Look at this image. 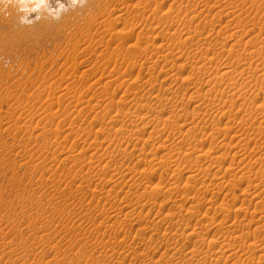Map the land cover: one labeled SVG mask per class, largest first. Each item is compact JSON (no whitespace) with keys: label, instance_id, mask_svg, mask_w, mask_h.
I'll return each mask as SVG.
<instances>
[{"label":"rangeland","instance_id":"rangeland-1","mask_svg":"<svg viewBox=\"0 0 264 264\" xmlns=\"http://www.w3.org/2000/svg\"><path fill=\"white\" fill-rule=\"evenodd\" d=\"M30 1L0 0V264H264V202H254L264 200V0H130L119 14L107 0ZM123 20L142 40L169 42L153 56L152 87L141 63L132 73L116 55V46L133 54L138 39L121 36ZM182 49L190 56L177 62L159 54ZM224 63L237 71L225 75ZM162 64L175 67L163 83ZM161 88L186 95L165 108ZM158 106L181 115L151 121ZM246 132L250 143L235 137Z\"/></svg>","mask_w":264,"mask_h":264},{"label":"bare ground","instance_id":"bare-ground-1","mask_svg":"<svg viewBox=\"0 0 264 264\" xmlns=\"http://www.w3.org/2000/svg\"><path fill=\"white\" fill-rule=\"evenodd\" d=\"M26 1H30V0H26ZM46 0H38V3H44ZM133 1V0H132ZM132 1H130V0H107L105 3H106V5H104L106 8H107V6H108V4H110L112 7H113V9H115L117 12H118V14L119 13H121V12H123V11H127V12H129L130 11V7L131 6H129V3H131ZM145 1V0H144ZM31 2V3H30ZM29 3L32 5L33 4V0H31ZM104 2V1H103ZM137 2V1H136ZM149 3H151V0H149L148 1ZM155 2V1H154ZM35 3V2H34ZM89 3H90V1H89ZM102 3V1L101 2H99L98 4H97V6H99L100 7V5H102L101 4ZM133 3V2H132ZM135 3V2H134ZM28 3H26V5H27ZM30 4H29V6H30ZM87 4V3H86ZM91 4H93L92 6H94V4H95V1H93V0H91ZM138 4H140V3H138ZM144 4V3H143ZM36 5V4H35ZM134 5V4H133ZM144 5H147V4H144ZM32 6H34V5H32ZM96 6V7H97ZM135 6V5H134ZM28 7V6H27ZM104 7V8H105ZM133 7V6H132ZM131 7V8H132ZM155 7V6H154ZM105 8V9H106ZM138 8V7H137ZM108 9V8H107ZM146 9V8H145ZM107 11V10H106ZM131 11H132V9H131ZM153 13H155V11L153 12ZM146 14V13H145ZM156 14V13H155ZM155 14H149V16H147V19L145 20V22H146V25H148V24H150L151 26H152V23H153V21H154V17L152 16V15H155ZM195 14V13H194ZM184 16H185V14H184ZM188 16H190V15H188ZM195 16V15H194ZM146 17V16H145ZM193 17V16H192ZM191 17V18H192ZM117 18V17H116ZM164 19V18H163ZM167 19V18H166ZM175 19V18H174ZM185 19H187V18H185ZM190 19V18H189ZM193 19V18H192ZM192 19L190 20V21H192ZM96 20H97V18H96ZM98 20H99V18H98ZM170 20V19H169ZM200 20V19H199ZM115 21H118V19L117 20H115ZM164 21H166V20H164ZM168 21V20H167ZM166 21V22H167ZM180 21V20H179ZM184 21V20H183ZM189 20H188V22H190ZM104 22H105V20H104ZM121 22H123L124 23V20L123 21H120L119 23H118V26H120L119 28L121 29H123V34H121V36H123V38H126L125 40H127V38L129 39V37L131 36V35H134V34H137L136 35V37H138V39H136L137 41V43H136V48L134 49V51H132L133 52V54H130V50H129V48H124V47H122V48H124L123 50L120 48V46H116L117 45V43H116V47H115V51H116V55L117 56H119V57H121V58H123L124 60H127V67H129L130 68V70H127V71H129V72H132L133 73V71H134V69L137 67V65L139 64V63H141V66H143V68L145 67L146 69H147V73H148V78H147V80L146 81H144V82H146L148 85H149V83H150V85L149 86H151L152 87V81L153 80H151V77L152 78H154L155 76H154V69L156 68V67H158V64L156 63L157 62V60H156V62H155V59H156V57H155V59L153 58V56H155L156 54V52H159V47H164V46H168L169 44V42L168 43H166V44H163V43H160V45H154L155 43L153 42V43H150L149 41H145V39L144 40H142V34H145L142 30H140V32H138V33H135V27H136V25L135 24H133V22H130V21H125V23L123 24H121ZM159 22H161V21H159ZM106 23V22H105ZM113 23H115V22H113ZM117 23V22H116ZM141 23H142V21H141ZM144 23V22H143ZM164 23V22H163ZM163 23H161V24H163ZM173 23V22H172ZM172 23H171V25H172ZM187 22H183V24L185 25ZM194 23V22H193ZM193 23H191V24H189V25H192ZM119 24H121V25H119ZM174 24V23H173ZM177 24V23H176ZM106 24H104V26H105ZM141 25V24H140ZM156 25V24H155ZM171 25H169V28H171L170 26ZM206 25V24H205ZM107 26V25H106ZM115 26H117V24L115 25ZM114 26V27H115ZM143 26H145V23L143 24ZM161 26V25H160ZM164 26V25H163ZM173 26V25H172ZM188 26V25H187ZM195 26H197V25H195ZM138 27V26H137ZM140 27V26H139ZM183 27V26H182ZM199 27V26H198ZM197 27V28H198ZM106 28V27H105ZM104 28V29H105ZM141 28V27H140ZM145 28V27H144ZM181 28V27H180ZM188 28V27H187ZM189 28H191V27H189ZM199 28H201V27H199ZM114 29V28H113ZM120 29L118 30H116V35L115 36H118V38L116 39V40H118V39H120L121 37H120V35H119V31H120ZM127 29V31L125 32V30ZM141 29H143V28H141ZM164 29V28H163ZM176 29V28H175ZM195 29H196V27H195ZM107 30V29H106ZM110 31H112V29H109ZM159 30V29H158ZM168 30V29H167ZM177 30V29H176ZM198 30V29H197ZM225 30V29H224ZM183 31V30H182ZM228 31V30H227ZM160 33H162V34H164L163 32H164V30H161V31H159ZM159 32H158V34H159ZM166 32V31H165ZM186 32V31H185ZM197 32V31H196ZM129 33V37L127 36V37H124L125 35H127ZM199 33V32H198ZM156 34V33H155ZM176 34V33H175ZM180 34V33H179ZM190 34H191V31H190ZM196 34V33H195ZM232 34V33H231ZM194 35V34H193ZM192 35V36H193ZM230 35V34H229ZM180 36H181V34L178 36L179 38H180ZM111 37V36H110ZM132 37V36H131ZM143 37H145V36H143ZM165 38V37H164ZM185 38H186V36H185ZM184 38V39H185ZM134 40H135V38H133ZM180 39H182V37L180 38ZM113 40V39H112ZM115 40V39H114ZM113 40V41H114ZM122 40V39H121ZM124 40V39H123ZM132 40V39H131ZM146 40H148V39H146ZM165 40V39H164ZM176 40H178V39H176ZM239 41V40H238ZM119 42V41H118ZM163 42V41H162ZM185 42V41H184ZM192 42V41H191ZM191 42H190V44H191ZM198 42V41H197ZM203 42V41H202ZM211 42V41H210ZM209 42V43H210ZM121 43H122V41H121ZM121 43L119 42L118 43V45H121ZM132 43V42H131ZM171 43V42H170ZM175 43H177V41L175 42ZM174 43V44H175ZM187 43H189V42H187ZM212 43V42H211ZM152 44H153V47H154V49H152V50H150V47L152 46ZM190 44H188L189 46H190ZM197 44V43H196ZM198 44H200V43H198ZM207 44H208V42H207ZM222 44V43H221ZM125 45H127V44H125ZM151 45V46H150ZM171 45V44H170ZM173 45V44H172ZM181 44H179V46H180ZM132 46V45H131ZM198 46V45H197ZM197 46H195V47H197ZM212 46V45H211ZM128 47V46H127ZM152 47V48H153ZM171 47V46H170ZM188 47V46H187ZM192 47H193V45H192ZM201 47V46H200ZM168 48V47H167ZM179 48V47H178ZM207 48V47H206ZM215 48V47H214ZM233 48V47H232ZM139 49V51H137ZM171 49V48H170ZM173 49H174V47H173ZM172 49V50H173ZM181 50V49H180ZM205 50V49H204ZM204 50H203V52H204ZM216 50V49H215ZM171 51V50H170ZM175 51H177V49L176 50H174V52ZM178 51H179V49H178ZM197 51V50H196ZM202 51V50H201ZM161 53H159L161 56H162V58H165L166 60L167 59H169V58H171V56H172V58L177 62V60H180V59H182V60H184L185 59V57L186 58H188L190 55V52L189 51H185L184 50V52H183V49H182V52L181 53H174L173 51H171L172 52V54H169V53H166L165 51H160ZM208 52V51H207ZM123 53V54H122ZM135 53V54H134ZM204 53H206V51L204 52ZM207 54V53H206ZM134 55V56H133ZM159 55V56H160ZM157 56H158V54H157ZM158 56V57H159ZM193 56H194V54H193ZM137 57V58H136ZM212 57V56H211ZM184 58V59H183ZM209 58V57H208ZM158 59V58H157ZM166 60H164V61H166ZM159 62H160V60H158ZM163 61V62H164ZM169 62H170V60H168ZM207 61V60H206ZM109 62V61H108ZM117 62V61H116ZM158 62V63H159ZM203 62V61H202ZM73 63V62H72ZM165 63V62H164ZM172 63H173V61L170 63L171 64V66H172ZM175 63V62H174ZM105 64V63H104ZM157 64V65H156ZM166 64V63H165ZM165 64H162V65H159L160 66V68H161V70H160V72L158 73V74H162V73H166V77L164 76V78L163 79H161L162 80V83H163V81L166 79V78H168L169 79V75H173V73H171V70H173L175 67H171L172 69H170L169 67H167ZM180 64V63H179ZM216 64V63H215ZM240 64V63H239ZM245 64V63H244ZM218 65H219V63H218ZM170 66V65H169ZM178 66H180V65H178ZM177 66V67H178ZM215 66V65H214ZM217 66V65H216ZM222 66H225V69H226V71L224 72L225 73V75L226 74H233V73H235L236 71H237V69L236 68H231L230 67V63H224V64H222ZM116 67V66H115ZM182 67H183V65H182ZM181 67V68H182ZM207 67V66H206ZM237 67H238V65H237ZM180 68V67H179ZM213 68V67H212ZM193 69V68H192ZM214 69V68H213ZM215 69H216V71H218L219 72V67L217 66V67H215ZM232 69H234V70H232ZM144 70V69H143ZM239 70V69H238ZM243 71H245L244 69H242ZM242 70H240L241 72H243ZM136 71V70H135ZM138 71V70H137ZM145 71V70H144ZM123 72V71H122ZM213 72H214V70H213ZM212 72V73H213ZM104 73V72H103ZM119 73H120V71H119ZM125 73H127V72H125ZM132 73H130V74H132ZM138 73H140L139 71H138ZM146 73V72H145ZM146 73V74H147ZM215 73V72H214ZM130 74H127L128 76L130 75ZM176 74V73H175ZM218 74V73H217ZM223 74V73H222ZM222 74H220V75H222ZM119 75H121V74H119ZM142 75V74H141ZM144 75V74H143ZM189 75H191V74H189ZM219 75V74H218ZM230 75V76H231ZM112 76V75H111ZM123 76V75H122ZM125 76V75H124ZM127 76V77H128ZM145 76V75H144ZM100 77V76H99ZM114 77V76H113ZM120 77V76H119ZM126 77V76H125ZM131 77H133L132 75H131ZM138 77V76H137ZM115 78V77H114ZM122 78V77H121ZM140 78V77H139ZM156 78V77H155ZM171 78V77H170ZM176 78V77H175ZM190 78V77H189ZM101 79V78H100ZM120 79V78H119ZM123 79H124V77H123ZM128 79H130V78H128ZM135 79V78H134ZM137 79V78H136ZM159 79V78H158ZM183 79V78H182ZM193 80L194 78H190L189 80H188V78L186 79H184L187 83L188 82H192L193 83V81H190V80ZM209 79H210V77H209ZM115 80H117L116 78H115ZM121 81H122V79H120ZM120 80H118V81H120ZM133 80V79H132ZM155 80H157V79H155ZM172 80V79H171ZM176 80V79H175ZM208 80V79H207ZM174 81V80H173ZM202 81V80H201ZM115 82H117V81H115ZM135 82H137V81H135ZM157 82V81H156ZM155 82V83H156ZM161 82V81H160ZM165 82V81H164ZM172 82V81H171ZM177 82V81H176ZM181 82H183V81H181ZM180 82V83H181ZM186 82H184L185 84H186ZM195 82V81H194ZM202 82H205V81H202ZM202 82H200L201 84H202ZM207 82V81H206ZM105 83V82H104ZM114 83V82H113ZM138 83V82H137ZM162 83H160L161 84V86L163 85ZM207 83H209V82H207ZM115 84V83H114ZM122 84V83H121ZM140 84V83H139ZM138 84V85H139ZM141 84H143V83H141ZM152 84V85H151ZM157 84V83H156ZM159 84V85H160ZM174 84V83H173ZM189 84V83H188ZM191 84V83H190ZM206 84V83H205ZM116 85V84H115ZM146 85V84H145ZM145 85L143 86V87H145ZM174 85H176V84H174ZM173 85V86H174ZM183 85V84H182ZM194 85V84H193ZM140 86V85H139ZM148 86V87H149ZM179 86H181V84H179ZM184 86V85H183ZM183 86H181V88L183 87ZM190 86V85H189ZM198 86H200V85H198ZM206 86V85H205ZM113 87V86H112ZM142 86H140V88H141ZM150 87V88H151ZM160 87V86H159ZM171 87H172V84H171ZM175 87V86H174ZM176 87H178V85L176 86ZM186 88H187V86H185ZM201 87H203V86H201ZM154 88V87H153ZM189 88V87H188ZM199 87H197V89H195V90H199L198 89ZM127 90H129L128 88H126ZM139 89V88H138ZM149 89V88H148ZM201 89V88H200ZM131 90V89H130ZM145 90V89H144ZM161 90L163 91V89L161 88ZM172 90V89H171ZM178 90V89H177ZM177 90H172V91H170L169 93L168 92H165L164 93V91H167L166 90V88L164 89V91H163V95H161L160 97L159 96H157V97H159V99L161 100L162 99V101H163V104L162 105H164L165 106V108L170 104V105H174V103L175 102H177L176 100H178V99H180L181 97L179 96V95H182V94H179L178 95V93H180V92H178L177 93ZM179 90H180V88H179ZM187 90H189V89H187ZM186 90V91H187ZM223 90V89H222ZM146 91V90H145ZM152 91V90H151ZM151 91H149L148 92V94H151ZM159 91H160V89H159ZM212 91V90H211ZM125 92H127V91H125ZM147 92V91H146ZM177 94H176V93ZM196 92V91H195ZM195 92H193V93H195ZM207 94H208V89H207ZM129 93V92H128ZM157 93H159L158 91H157ZM186 93V92H185ZM198 93V92H197ZM209 93H210V91H209ZM218 93V94H217ZM226 93V90H223V91H220V92H217L216 91V96H218V95H220L221 97H224L225 98V96H224V94ZM184 94V93H183ZM196 94V93H195ZM199 94V93H198ZM203 94V93H202ZM233 94H234V92H233ZM135 95V94H134ZM164 95H166V96H164ZM186 95V94H185ZM185 95H182V96H185ZM194 94H192V96H193ZM200 95V94H199ZM190 96V95H189ZM188 96V98H190ZM191 96V97H192ZM194 96H196V95H194ZM193 96V97H194ZM226 96H228V97H226L227 99H225V102L227 103V100H228V102H229V100L231 101L233 98H232V94L230 93H228V95H226ZM235 96V95H234ZM151 97H152V94H151ZM157 97H156V99H157ZM162 97H164V99L162 98ZM238 97V96H237ZM240 97V96H239ZM111 98V97H110ZM126 97L124 96V99H125ZM136 98V97H135ZM152 98H154V97H152ZM122 99H123V97H122ZM123 99V100H124ZM158 99V100H159ZM181 99H183V97L181 98ZM180 99V100H181ZM161 101V102H162ZM179 101V100H178ZM233 101V100H232ZM231 101V102H232ZM159 102V101H158ZM236 101H234V102H232V103H235ZM181 103V102H180ZM184 103V102H183ZM245 103V102H244ZM161 104V103H160ZM225 104V103H224ZM147 105V104H146ZM169 105V106H170ZM176 105V104H175ZM241 105V104H240ZM148 106V105H147ZM146 106V107H147ZM157 106V105H156ZM164 106H158V109H155V110H153L152 111V109H151V111L153 112V114L152 113H148L149 114V116L151 117V121L154 119L155 121H161L162 120V118L164 117V118H167V120H166V122L168 123L169 121H173V120H176L177 119V117H179V116H177V114L175 113H173V111L171 110V112L169 111L168 112V114H165V116L161 113L165 108H164ZM242 106V105H241ZM149 107H152V106H149ZM174 107V106H173ZM184 107V106H183ZM232 106H230V108H231ZM261 108L262 107V104L261 105H259L258 104V108ZM227 108H229V107H227ZM233 108V107H232ZM135 109V108H134ZM149 108H147V111H149L148 110ZM154 109V108H153ZM174 109V108H173ZM179 109V108H178ZM184 109V108H183ZM241 109V108H240ZM186 110V109H185ZM146 111V112H147ZM165 111V110H164ZM163 111V112H164ZM167 111V110H166ZM187 111V110H186ZM186 111H184V112H186ZM181 112V111H180ZM207 113V112H206ZM147 114V113H146ZM161 114V115H160ZM208 114V113H207ZM207 114H205V115H207ZM252 114V113H251ZM163 115V116H162ZM178 115H181V113L180 114H178ZM183 115V114H182ZM245 115V114H244ZM253 115V114H252ZM148 117V116H147ZM181 117V116H180ZM255 118V117H254ZM253 119V118H252ZM118 120V119H117ZM133 120V119H132ZM129 121V120H128ZM131 121V120H130ZM129 121V122H130ZM134 121H136V120H134ZM154 121V122H155ZM263 121V120H262ZM133 123H135L134 125H136V123L137 122H132V124ZM164 123V122H163ZM263 123V122H262ZM130 124V123H129ZM131 124V125H132ZM158 124V123H157ZM261 124V123H260ZM253 125H254V123H253ZM262 125H264V124H262ZM255 126V125H254ZM166 127H168V126H166ZM228 127V126H227ZM230 129H231V127H230ZM126 130V129H125ZM131 130V129H130ZM161 130V129H160ZM124 131V130H123ZM122 131V132H123ZM228 131H230V130H228ZM262 131V130H261ZM264 131V130H263ZM121 132V133H122ZM125 132H127V131H125ZM250 132V131H249ZM257 132H258V130H257ZM256 132V133H257ZM129 133V132H128ZM152 133V132H151ZM255 133V134H256ZM262 134H264V132H261ZM261 133H259V134H261ZM124 134H127V133H124ZM154 134V133H153ZM119 135V134H118ZM128 136L130 135V137L129 138H132V137H134V138H132V139H130V140H132L133 141V144H134V146L133 147H135V146H138V143L140 142V138H139V136H134V135H131V133H129V134H127ZM161 135V134H160ZM125 136V135H124ZM150 136V135H149ZM152 136V135H151ZM156 135H153V138L155 137ZM127 137V136H126ZM158 137H159V135H158ZM162 136H160V138H161ZM168 137V136H167ZM235 137H237V138H239V140L240 141H246L247 143H250V141L251 140H253L252 138L253 137H251V133H241V134H239L238 135V133H236L235 134ZM256 137H257V134H256ZM118 138V137H117ZM121 138V137H120ZM156 138H157V136H156ZM159 138V139H160ZM258 138H260V135L258 136ZM155 139V138H154ZM158 139V138H157ZM158 139V140H159ZM257 139V138H256ZM121 140V139H120ZM130 140H129V142H130ZM169 140V139H168ZM174 140V139H173ZM259 140H261V139H259ZM118 141V140H117ZM154 141H156V140H154ZM170 141L172 142V140L170 139ZM119 142V141H118ZM118 142H116V143H118ZM257 142V141H256ZM103 143V142H102ZM128 143V142H127ZM165 143V142H164ZM173 143V142H172ZM258 143H259V141H258ZM107 144H108V142H107ZM166 144V143H165ZM164 144V145H165ZM118 146V145H117ZM121 146V145H120ZM125 146H127V145H125ZM129 146V145H128ZM167 146V145H166ZM170 146V145H169ZM168 146V147H169ZM164 147V146H163ZM108 148V147H107ZM127 148V147H126ZM164 148H167V147H164ZM104 149V148H103ZM169 149V148H168ZM167 149V150H168ZM112 150V149H111ZM106 151V150H105ZM117 151V150H116ZM167 152H169V151H167ZM170 152H171V150H170ZM172 153V152H171ZM121 154V153H120ZM170 154V153H169ZM117 155V154H116ZM114 157V156H113ZM102 158V157H101ZM62 159V158H61ZM263 160V159H262ZM200 172V171H199ZM198 172V173H199ZM127 173V172H126ZM198 173L197 174H195V175H193L192 177L193 178H195L197 175H198ZM93 174H94V172H93ZM257 174V173H256ZM121 176V175H120ZM119 176V177H120ZM124 175L122 174V176L121 177H123ZM118 177V176H117ZM118 177V178H119ZM120 177V178H121ZM140 177V176H139ZM148 178V177H147ZM117 179V178H116ZM139 179V178H138ZM118 180V179H117ZM139 180H141V179H139ZM151 180V179H150ZM174 180H176V179H174ZM159 181V180H158ZM161 182V181H160ZM175 182H177V181H175ZM175 182H173V183H175ZM178 183V182H177ZM157 184H160V183H157ZM171 185H172V183H171ZM178 185L177 184H173V187H177ZM180 186V185H179ZM157 187V186H156ZM182 187V186H181ZM132 190V189H131ZM108 192H110V191H108ZM111 192H113V191H111ZM129 192V191H128ZM159 192L160 191H158V189H156L154 186L152 187V190H150V191H148V195H149V197H150V199L151 198H153L155 195H157V194H159ZM257 195V194H256ZM141 198H142V196H141ZM252 198H253V196H252ZM148 199V198H147ZM254 199H255V196H254ZM138 200H140V199H138ZM137 201V200H136ZM251 201H252V199H251ZM135 202V201H134ZM138 202H140L141 203V201H137L136 203H133V204H135V205H129V207L131 208V211H130V213H132V212H135V211H137V209H138V207H141L140 205H142V203L139 205L138 204ZM255 202V206H256V208H258V206H260V204H262L263 202H264V200L263 201H254ZM254 206V207H255ZM143 208L145 207V206H142ZM261 208V207H260ZM264 208V207H263ZM262 208V210H264ZM260 210V209H259ZM261 210V211H262ZM255 213V212H254ZM257 213V212H256ZM261 213V212H260ZM125 215H127V214H125ZM129 216H130V214H129ZM260 216H262L263 218H264V214H261ZM167 217H169L170 219L167 221V222H170V223H174L175 222V215L174 214H170L169 216H167ZM180 220H181V218H179ZM107 220V219H106ZM183 220V219H182ZM184 220H188V219H186V217L184 218ZM177 221V220H176ZM255 221V220H254ZM261 221V220H260ZM179 222H181V221H179ZM240 222V221H239ZM242 222V221H241ZM251 222V221H250ZM263 222V221H262ZM183 223H185L184 221H183ZM182 223V224H183ZM251 223H253V222H251ZM251 223H248L249 225H247L246 223H245V225H243V224H239V223H235V225L233 224V223H231V224H233L234 225V227L237 229L238 228V230L240 229V231L242 230L243 232H244V230H249V233L250 232H252V231H250V229H251ZM113 224V223H112ZM117 224V223H116ZM121 224V223H120ZM179 224H181V223H179ZM237 224H239V225H237ZM264 224V222L262 223V224H259V225H263ZM158 225V224H157ZM168 225V224H167ZM166 225V226H167ZM170 225V224H169ZM177 224L175 223V226H176ZM178 226V225H177ZM177 226L175 227L176 228V230L178 229L179 230V228H177ZM221 227H223L222 225H221ZM170 226H168V229L170 230ZM247 228V229H246ZM257 228V227H256ZM262 228V227H261ZM264 228V227H263ZM172 229V228H171ZM187 229V228H186ZM185 228H184V231L186 230ZM223 229V228H222ZM221 229V230H222ZM234 229V228H233ZM137 230H140V229H137ZM175 230V229H174ZM176 230H175V232H176ZM220 230V229H219ZM227 230H230V229H228L227 228ZM256 230V229H255ZM173 231V230H172ZM183 231V230H182ZM222 231H224V230H222ZM232 231V230H231ZM137 232V231H136ZM230 232V231H229ZM138 233V232H137ZM176 233H178V232H176ZM228 233V232H227ZM120 234V233H119ZM131 234V233H130ZM185 234V233H184ZM232 234V233H231ZM239 234H242V233H239ZM248 234V233H247ZM261 235H262V233H260ZM260 234H258L259 235V237H263V236H261ZM116 235V234H115ZM137 235V234H136ZM187 235V234H186ZM196 234H195V231H194V234H192V235H190L188 238H186L185 237V239L183 238V236H181V238H183L185 241H187V242H189V241H191V240H193L192 238L195 236ZM228 235V234H227ZM236 235V234H235ZM254 235V234H253ZM258 235H254L255 237L256 236H258ZM139 236V235H138ZM225 236H226V233H225ZM224 236V237H225ZM240 237H241V235H239ZM117 237V236H116ZM230 237H232L231 235H230ZM247 237H249L248 235H247ZM254 237V238H255ZM123 238H124V236H123ZM127 238V237H126ZM177 238H178V236H177ZM180 238V237H179ZM242 238V237H241ZM250 238V237H249ZM248 238V239H249ZM94 239H96V238H94ZM132 239V238H131ZM149 239H151V238H149ZM202 239H203V237H202ZM231 239V238H230ZM237 239H239V241H240V238H237ZM237 239H235V240H237ZM258 239V238H257ZM256 239V240H257ZM261 239V238H260ZM175 240V239H174ZM178 240V239H177ZM181 240V239H180ZM229 240V239H228ZM235 240H233V241H235ZM244 241H246L245 239H243ZM254 241V242H259L260 243V241L261 240H257V241ZM149 241V240H148ZM151 241V240H150ZM194 241H196V240H194ZM95 242V241H94ZM123 242H126V241H123ZM161 242V241H160ZM181 241H179V243H180ZM197 242V241H196ZM232 242V241H231ZM230 242V243H231ZM122 243V242H121ZM182 243V242H181ZM229 243V242H228ZM245 243V242H244ZM262 243H263V238H262ZM184 244H185V242H184ZM256 244V243H255ZM146 245V244H145ZM156 245V244H155ZM186 245V244H185ZM197 245V244H196ZM232 245V244H231ZM260 245V244H259ZM263 245V244H262ZM114 246V245H113ZM112 246V247H113ZM121 246V245H120ZM149 246V245H148ZM150 246H152V244L150 245ZM182 246V245H181ZM228 246V245H227ZM235 246V245H234ZM233 246V247H234ZM250 246V245H249ZM257 246V245H256ZM104 247V246H103ZM122 247H124V246H122ZM145 247V246H144ZM156 248L158 247L157 245L155 246ZM180 247V246H179ZM245 247V246H244ZM258 247V246H257ZM114 248V247H113ZM147 248V247H146ZM150 248V247H149ZM193 248V247H192ZM235 248V247H234ZM233 248V249H234ZM237 248V247H236ZM256 248V247H255ZM259 248V247H258ZM153 249H155V248H153ZM229 249V248H228ZM247 249V248H246ZM252 249V248H251ZM257 249V248H256ZM101 250V249H100ZM127 250V249H126ZM125 250V251H126ZM199 250V249H198ZM236 250V249H235ZM238 250V249H237ZM247 250H249V248L247 249ZM253 250V249H252ZM111 251V250H110ZM142 251V250H141ZM146 251V250H145ZM251 251V250H250ZM124 252V251H123ZM151 252V251H150ZM230 252V251H229ZM246 252V251H245ZM108 253V252H107ZM112 253V252H111ZM129 253V252H128ZM235 253V252H234ZM237 253V252H236ZM235 253V255H237ZM243 253V252H242ZM84 254V253H83ZM120 254V253H119ZM118 254V255H119ZM144 254H145V252H144ZM247 254V253H246ZM111 255V254H110ZM113 255V254H112ZM115 255H117V254H115ZM121 255V254H120ZM249 255V254H248ZM252 255V254H251ZM259 255H260V253H259ZM122 256V255H121ZM123 256L125 257V254H123ZM123 256L122 257H120V258H122L123 259ZM145 256V255H144ZM148 256V255H147ZM152 256V255H151ZM230 256V255H229ZM114 257V256H113ZM153 257V256H152ZM118 258V257H117ZM264 258V257H263ZM240 259V258H239ZM260 259V258H259ZM126 260V259H125ZM139 260V259H138ZM244 260V259H243ZM251 260V259H250ZM264 260V259H263ZM104 263V262H103ZM125 263V262H124ZM170 263V262H169ZM200 263H201V261H200ZM85 264V263H84ZM121 264V263H120ZM130 264V263H129ZM133 264V263H132ZM157 264V263H156Z\"/></svg>","mask_w":264,"mask_h":264},{"label":"clouds","instance_id":"clouds-1","mask_svg":"<svg viewBox=\"0 0 264 264\" xmlns=\"http://www.w3.org/2000/svg\"><path fill=\"white\" fill-rule=\"evenodd\" d=\"M70 2L74 3V2H77V0H69V3H70ZM86 2H87V0H78V3H79L81 6H83L84 4H86ZM59 4H64V3H59ZM65 6H66V5H65ZM67 6H68V5H67ZM67 6H66V7H67ZM38 9H39V6L37 5V16L40 15ZM31 22H33V20L30 19V18H28L27 20H25V19H22V20H21V23H31Z\"/></svg>","mask_w":264,"mask_h":264}]
</instances>
